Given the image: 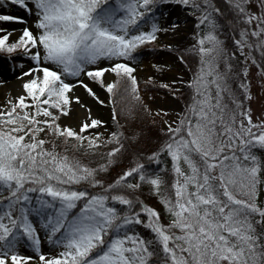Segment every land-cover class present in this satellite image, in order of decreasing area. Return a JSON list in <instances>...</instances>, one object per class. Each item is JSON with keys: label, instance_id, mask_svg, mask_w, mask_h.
<instances>
[{"label": "snow or ice", "instance_id": "obj_1", "mask_svg": "<svg viewBox=\"0 0 264 264\" xmlns=\"http://www.w3.org/2000/svg\"><path fill=\"white\" fill-rule=\"evenodd\" d=\"M0 4L34 17L15 39L16 29L0 27V57L29 62L18 65L23 94L10 110L0 111V264H30L34 258L21 255V247L34 251L38 264H264V206L258 202L264 120L254 122L245 103L252 99L250 67L264 76V0ZM166 4L195 17V43L187 52L197 57L184 111L172 120L163 119L167 111L155 113L166 125L165 140L146 159L159 166L166 156L170 169H151L137 159L108 179L127 150L116 107V131L107 139L88 134L102 126L100 120L89 117L78 131L59 120L68 115L76 82L98 100L83 76L99 84L110 103L128 99L129 116L137 106L152 115L132 65L142 49L157 45L159 33L179 28L159 23L157 12ZM4 23L28 21L0 13ZM179 58L186 64L184 54ZM106 73L115 79L107 82ZM61 145L64 150L58 151ZM69 149L102 162L92 166L68 155ZM144 185L158 198L167 223L141 199ZM41 232L56 255L41 251Z\"/></svg>", "mask_w": 264, "mask_h": 264}, {"label": "rangeland", "instance_id": "obj_2", "mask_svg": "<svg viewBox=\"0 0 264 264\" xmlns=\"http://www.w3.org/2000/svg\"><path fill=\"white\" fill-rule=\"evenodd\" d=\"M0 13L11 14L28 21L27 24H0V27L16 29L14 39L21 35V29L31 27L34 21L33 16H30L27 12L16 6L10 7L7 4H0ZM157 16L160 17L159 23L163 26L168 27L173 23H177L179 24V28L168 33H159L158 43L154 47L155 50H149L153 48L151 46L147 47L148 49L144 48L141 50L136 64L132 66L137 68L134 75H136L139 82L143 104L152 113V115H149L145 111L148 115L147 119L150 120V124L158 126L161 131H166V125L163 123V119H175L178 113L183 112L184 107L179 93L186 87L187 82L191 80L184 63L180 62V58L174 52L168 51V46L173 48L190 36L194 30L196 20L194 16L188 15L187 11L182 10L180 6L175 4L163 5L160 11L157 12ZM20 63H24L27 67L29 62L24 61L21 57H16L14 60H9L7 57H0V111L10 110L16 98L23 94V82L17 78L20 75V69L18 67ZM153 65L157 67H153ZM103 66H108V62H103ZM157 68H161L162 70L158 71ZM258 72L259 70L255 66H251L249 69L248 81H250L252 99L247 101V106L252 110L253 120L257 123L260 120H264V76L259 75ZM149 78L154 81V84L145 83ZM82 79L92 89L96 97H98V100L103 103L98 102L97 99L90 96L76 82L77 87L69 94L71 103L67 108L68 115H62L59 123L61 126H68L78 131L83 123L90 122L89 117H91V119L100 120L102 126L98 129H89L88 134L102 133V139H107L113 127L111 126L112 103L109 102L107 92L99 84L89 80L86 76H83ZM105 79L110 83L115 77L106 73ZM162 83L168 84L172 89H179V91L173 92L167 88H161L159 85ZM17 92H20V94L16 97ZM76 97H79L80 104L76 103ZM118 102H120V99ZM81 104L84 106L81 107ZM118 105L117 103L116 106ZM157 111H167L169 116L163 117L162 119L160 116L155 115ZM137 120L134 119L132 121V126L135 127V124L138 123ZM41 238V251L47 256L56 255L58 250L50 249L47 240L43 238L42 232ZM19 252L21 255L32 256L34 258L33 261H30V264H38V256L30 248L21 247Z\"/></svg>", "mask_w": 264, "mask_h": 264}, {"label": "trees", "instance_id": "obj_3", "mask_svg": "<svg viewBox=\"0 0 264 264\" xmlns=\"http://www.w3.org/2000/svg\"><path fill=\"white\" fill-rule=\"evenodd\" d=\"M195 32L196 29L194 27V30L190 36H188L185 40H183L181 43H179L178 45L172 48L173 49L172 52H174L178 57L179 54H184V59L186 61V64L184 63V65L191 79H192L193 71L197 67V57L189 55L187 50L190 49L191 46L195 43V40L193 39ZM231 35H232L231 33H228V37H231ZM221 38L227 39L229 47H232V43L230 39H228L227 37H221ZM149 50H155V48H150ZM190 95H191V90L188 89L187 86L180 91L179 97L182 100L183 107H185V102L189 101ZM119 99L120 102H118ZM117 103L119 104L118 106H116ZM245 103L247 105V101H245ZM113 106H116L119 122L121 125L124 126L120 130L125 133V137L127 138L125 139V147L127 150L123 153V155L118 157L116 165L110 170V173L107 174V178L108 179L116 178L117 174L121 173L124 170H127V168L132 166L134 161L137 159L143 162L146 165V167H149L151 169H156L157 167L163 168L165 166H167L170 169V160H168L166 156L162 157L165 163L159 166H157L154 163H149L146 159L147 156L159 150L161 144L165 140V137L162 135V131L158 128V126L150 124V120L147 119L148 115L145 113L144 107L137 106L134 109L133 115L129 116L128 109L130 107V103L129 100L123 98V96H119L115 98V105L113 103L111 104L112 108ZM133 118L138 119L137 120L138 123L135 124V127L132 126L133 125L132 121L134 120ZM111 126H113L112 131H116V125L114 124L113 120H111ZM110 147L111 146H109V148ZM57 150L63 151L64 146L61 145ZM108 150L109 149H101L100 151L106 152ZM68 155L70 156L76 155L80 157L85 163H89L91 161L92 166H96L97 163L102 162L100 161L99 156L82 157L80 156L79 153H74L71 149H69ZM161 175L164 174L161 173ZM140 195H141V199L148 206L153 207L158 211H161L162 215L164 216V223H167V216L163 213L162 206L159 204L158 198L151 194L150 186L144 185L143 188L141 189ZM258 202L262 206H264V187H262L261 189ZM141 231L146 232V230L144 229H141Z\"/></svg>", "mask_w": 264, "mask_h": 264}, {"label": "bare ground", "instance_id": "obj_4", "mask_svg": "<svg viewBox=\"0 0 264 264\" xmlns=\"http://www.w3.org/2000/svg\"><path fill=\"white\" fill-rule=\"evenodd\" d=\"M20 92H17L16 97L19 96Z\"/></svg>", "mask_w": 264, "mask_h": 264}]
</instances>
